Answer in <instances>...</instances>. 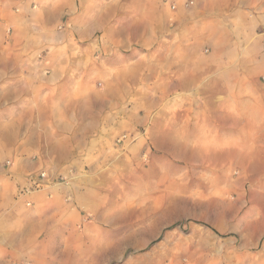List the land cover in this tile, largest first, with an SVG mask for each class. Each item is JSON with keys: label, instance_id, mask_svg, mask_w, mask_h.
Returning a JSON list of instances; mask_svg holds the SVG:
<instances>
[{"label": "rangeland", "instance_id": "374dc122", "mask_svg": "<svg viewBox=\"0 0 264 264\" xmlns=\"http://www.w3.org/2000/svg\"><path fill=\"white\" fill-rule=\"evenodd\" d=\"M31 1L40 5L43 0ZM46 1L52 26L33 40L17 41L21 62L63 70L59 80L75 87L62 94L77 97L79 110L95 115L94 129L101 130L107 151L94 165L54 174L42 167L20 177L24 186L17 200H24L28 211L37 210L35 218L43 224L36 223L35 245H19L18 225L6 224L0 264H264L262 246L254 253L241 251L233 230L243 212L241 169L192 165L181 146L187 137L172 133L173 114L187 113L188 104L174 103L171 88L125 83L130 71L156 64V57L142 55L141 49L157 42L170 45L179 5L164 0L162 22L150 25L146 46L137 39L143 32L139 23L120 24L118 32L129 31L126 40L121 34L110 39L106 23L94 37L81 39L74 12L55 9L75 0ZM192 5L186 2L183 9ZM3 42L4 49L11 48L10 37ZM131 76L138 79L139 73ZM174 143L179 150H173ZM11 165L5 162L6 169ZM41 173L46 174L42 186L31 188L30 179ZM76 181L82 185L70 190ZM53 190L61 197L52 212L29 198L47 192L44 205L55 200Z\"/></svg>", "mask_w": 264, "mask_h": 264}, {"label": "crops", "instance_id": "0c3cea01", "mask_svg": "<svg viewBox=\"0 0 264 264\" xmlns=\"http://www.w3.org/2000/svg\"><path fill=\"white\" fill-rule=\"evenodd\" d=\"M173 1L179 9L170 45L148 41L150 25L162 22L164 0H75L55 9L57 14L74 12L81 39L94 37L106 23L110 39L123 35L126 40L129 31L118 32L120 24L143 25L137 39L150 45L141 52L155 56L156 64L130 71L125 83L171 88L174 103L188 104L187 113L173 114L172 133L187 137L181 146L192 165L241 169L243 212L233 230L241 251L254 253L262 246L259 256L264 257V0ZM46 2L0 0V234L6 224L18 225L19 245H35L36 225L43 224L35 218L37 210L28 211L24 200H17L24 186L20 177L42 167L54 174L94 165L107 151L101 130L94 129L95 115L80 111L77 97L62 94L75 87L59 80L63 70L21 62L24 53L17 41L33 40L52 26V6ZM186 2L193 3L188 10L183 9ZM36 24L41 25L38 32ZM8 37L11 48L4 49ZM173 145L179 150L178 143ZM7 161L13 164L8 169ZM75 185L82 183L69 189ZM52 192L55 200L44 205L47 192L29 198L52 212L61 197Z\"/></svg>", "mask_w": 264, "mask_h": 264}, {"label": "built area", "instance_id": "2783aa9c", "mask_svg": "<svg viewBox=\"0 0 264 264\" xmlns=\"http://www.w3.org/2000/svg\"><path fill=\"white\" fill-rule=\"evenodd\" d=\"M186 7H188V5L186 6ZM263 45H264V41H263ZM45 177H46V174H44V173H41L40 175H38V176H36V177H32L31 179H30V181H31V185H30V187L31 188H40L41 186H42V180L43 179H45ZM30 187H29V189H27V191H26V193H28L29 192V190H30Z\"/></svg>", "mask_w": 264, "mask_h": 264}, {"label": "bare ground", "instance_id": "6f19581e", "mask_svg": "<svg viewBox=\"0 0 264 264\" xmlns=\"http://www.w3.org/2000/svg\"><path fill=\"white\" fill-rule=\"evenodd\" d=\"M109 250H110V249H108V250L105 251V254H106L107 257L110 255V254H109V253H110Z\"/></svg>", "mask_w": 264, "mask_h": 264}]
</instances>
